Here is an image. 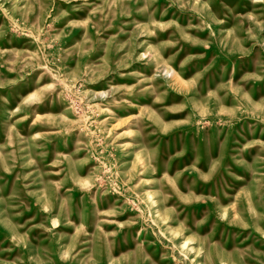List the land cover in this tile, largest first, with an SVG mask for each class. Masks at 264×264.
<instances>
[{
    "label": "rangeland",
    "instance_id": "obj_1",
    "mask_svg": "<svg viewBox=\"0 0 264 264\" xmlns=\"http://www.w3.org/2000/svg\"><path fill=\"white\" fill-rule=\"evenodd\" d=\"M0 264H264V0H0Z\"/></svg>",
    "mask_w": 264,
    "mask_h": 264
}]
</instances>
